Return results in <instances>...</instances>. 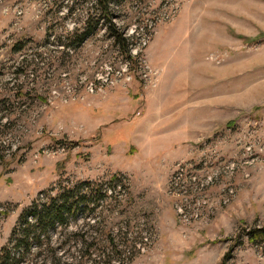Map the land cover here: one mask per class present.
<instances>
[{
  "label": "rangeland",
  "instance_id": "rangeland-1",
  "mask_svg": "<svg viewBox=\"0 0 264 264\" xmlns=\"http://www.w3.org/2000/svg\"><path fill=\"white\" fill-rule=\"evenodd\" d=\"M111 4L133 63L97 0H0V254L23 253L35 198L91 181L105 197L20 264H53L51 247L122 264L100 257L110 230L119 248L146 235L123 264H264L246 233L264 225V0ZM89 10L98 29L79 43Z\"/></svg>",
  "mask_w": 264,
  "mask_h": 264
},
{
  "label": "trees",
  "instance_id": "trees-1",
  "mask_svg": "<svg viewBox=\"0 0 264 264\" xmlns=\"http://www.w3.org/2000/svg\"><path fill=\"white\" fill-rule=\"evenodd\" d=\"M114 0H97L99 5V19H102L105 26L107 27L108 34L113 37L114 44L119 48L123 57L127 61L134 62V57L131 53L129 38L123 33L120 27L113 21V12L111 8V3ZM88 16L86 18L85 25L82 28V31L79 32V29L76 28L68 37L76 38L79 43L84 42V40L95 34L97 31V23H94L92 12L90 10L87 12ZM99 25V24H98ZM70 38V39H72ZM16 46L21 48L23 45L22 41ZM72 144V143H71ZM74 145V144H72ZM69 146V145H68ZM91 181H83L79 183L78 186L73 187L71 184L60 185L57 188V193L54 190L49 189L44 198H35L27 207L24 208V211L20 214L18 225L20 229L16 238L15 249L24 247V251L17 257L11 250L6 251L5 248L0 254V264H20L26 261L28 254L30 253L31 243L37 241L41 243L40 234L43 233L47 238L48 242H51L50 234L51 230L57 229L58 227L67 228L70 225V221L73 217L79 213L80 210L86 208L90 210L92 204L102 200L105 195L102 192L103 186L101 188H95L91 186ZM81 186L84 188L79 194H76L77 189ZM125 227V228H124ZM133 223L127 222L126 226H120V232L122 229H125V234L129 232V229H133ZM146 229H144L145 232ZM246 233L249 235V239L253 243H263L264 244V225L259 228H252L246 230ZM22 238V239H21ZM108 239L111 241L115 247L112 248V251H108L106 247L102 248V253L100 257L105 256H114L118 258L121 263H126L129 261L130 257L138 255L141 251V248H138V244L143 243L146 239L145 233L142 230H137V235L131 241L129 239L123 244L122 248H119L112 237L111 230L108 233ZM49 252L52 254V259H55L53 264H65L62 262L60 256L57 255V250L51 247ZM129 253V256L126 254ZM65 254V253H64ZM69 255V254H68ZM48 257V256H46ZM44 258V261L46 259ZM73 257V256H72ZM40 264H45V262ZM34 264V263H33ZM38 264V262L36 263ZM69 264V263H67Z\"/></svg>",
  "mask_w": 264,
  "mask_h": 264
}]
</instances>
